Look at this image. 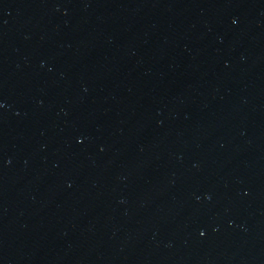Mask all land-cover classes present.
Returning <instances> with one entry per match:
<instances>
[{
  "label": "water",
  "instance_id": "1",
  "mask_svg": "<svg viewBox=\"0 0 264 264\" xmlns=\"http://www.w3.org/2000/svg\"><path fill=\"white\" fill-rule=\"evenodd\" d=\"M0 264H264V0H0Z\"/></svg>",
  "mask_w": 264,
  "mask_h": 264
}]
</instances>
